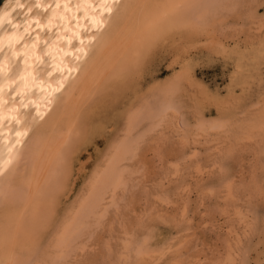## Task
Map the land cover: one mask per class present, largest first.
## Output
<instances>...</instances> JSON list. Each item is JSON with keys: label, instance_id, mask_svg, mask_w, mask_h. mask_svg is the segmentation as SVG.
Here are the masks:
<instances>
[{"label": "rangeland", "instance_id": "obj_1", "mask_svg": "<svg viewBox=\"0 0 264 264\" xmlns=\"http://www.w3.org/2000/svg\"><path fill=\"white\" fill-rule=\"evenodd\" d=\"M230 1L200 32L161 36L134 84L104 89L97 126L23 264H264V0ZM169 82L162 114L128 132L127 115ZM126 137L135 149L119 162L121 182L72 245H53Z\"/></svg>", "mask_w": 264, "mask_h": 264}, {"label": "bare ground", "instance_id": "obj_2", "mask_svg": "<svg viewBox=\"0 0 264 264\" xmlns=\"http://www.w3.org/2000/svg\"><path fill=\"white\" fill-rule=\"evenodd\" d=\"M230 6V0L0 2V264H23L39 247L71 159L97 126L104 89L132 84L130 74L150 58L161 36L200 32ZM162 86L158 103L144 100L127 115L128 132L166 107L174 83ZM134 139L114 143L53 245H72L70 239L87 227L106 189L122 177L119 162L133 155Z\"/></svg>", "mask_w": 264, "mask_h": 264}, {"label": "water", "instance_id": "obj_3", "mask_svg": "<svg viewBox=\"0 0 264 264\" xmlns=\"http://www.w3.org/2000/svg\"><path fill=\"white\" fill-rule=\"evenodd\" d=\"M2 0H0V2H1Z\"/></svg>", "mask_w": 264, "mask_h": 264}]
</instances>
